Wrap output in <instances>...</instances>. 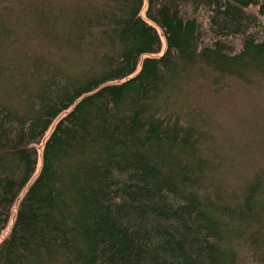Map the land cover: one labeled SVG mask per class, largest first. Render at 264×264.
Listing matches in <instances>:
<instances>
[{"label": "trees", "instance_id": "obj_1", "mask_svg": "<svg viewBox=\"0 0 264 264\" xmlns=\"http://www.w3.org/2000/svg\"><path fill=\"white\" fill-rule=\"evenodd\" d=\"M143 1L0 0V231L58 118L0 264H264V161L212 114L264 93V0Z\"/></svg>", "mask_w": 264, "mask_h": 264}, {"label": "rangeland", "instance_id": "obj_2", "mask_svg": "<svg viewBox=\"0 0 264 264\" xmlns=\"http://www.w3.org/2000/svg\"><path fill=\"white\" fill-rule=\"evenodd\" d=\"M145 10H146V0L143 1V6L140 10V15L144 20L152 24V22L147 19L145 15ZM197 14H198L197 18L201 22L205 30L203 36L204 43L208 44L210 43L211 35L209 34V30L207 29L206 26V15H204L201 11ZM157 31L161 39V49L159 53L155 54V56L162 54L165 49V40L162 31L159 28H157ZM143 57L144 56L140 57L139 59L137 71L140 68L141 60ZM212 102L216 104L212 111V114L213 117L215 118V121L218 124L217 126L219 127L218 135H220V137H222L223 139L225 138L227 143L229 144L231 139L234 138L235 142H237L239 146L241 147L246 146L245 148L248 149L247 152L245 151L248 154L247 155L249 158L248 160H254V161L256 160L255 161L256 165L262 163L264 161L262 159V157H264V135L262 134L264 130L258 131V134H260V136L258 135L257 137L258 141H257V139H255L254 137V134L256 133L253 124L254 121L256 120H258V122L264 120V93L263 92L254 93L249 90L242 92H240L239 90L235 92L233 91L228 92V90H223L221 93H219L218 96L214 97ZM57 119L53 121V123L45 133L43 140L39 144H36L38 156H37L35 171L32 177L30 178L29 182L25 185L24 189L19 194V197L11 207L9 218L6 222V225L0 231V243L8 235L11 229V226L14 221L16 207L18 205L21 196L23 195L28 185L31 183V181L34 179V177L37 175L40 169L41 146L43 144L44 138L48 136L49 132L52 130L53 125L55 124ZM258 146H259V150H256ZM249 149H254V150L251 151ZM259 152L260 154L261 153L262 154L260 155ZM255 153L257 157L252 156V154ZM258 158L261 160H258ZM250 169L251 168H249L247 164V167L245 168V172L248 173Z\"/></svg>", "mask_w": 264, "mask_h": 264}]
</instances>
